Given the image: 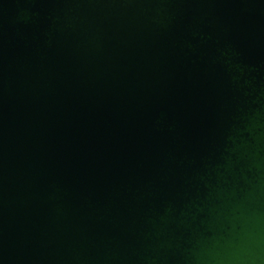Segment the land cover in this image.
I'll return each mask as SVG.
<instances>
[{
	"label": "water",
	"instance_id": "water-1",
	"mask_svg": "<svg viewBox=\"0 0 264 264\" xmlns=\"http://www.w3.org/2000/svg\"><path fill=\"white\" fill-rule=\"evenodd\" d=\"M0 264H264V0H0Z\"/></svg>",
	"mask_w": 264,
	"mask_h": 264
}]
</instances>
